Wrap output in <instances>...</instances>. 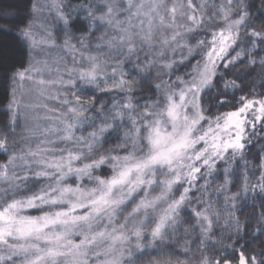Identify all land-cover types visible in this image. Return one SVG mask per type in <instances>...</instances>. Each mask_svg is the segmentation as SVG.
Masks as SVG:
<instances>
[{
    "label": "clouds",
    "instance_id": "9594fccd",
    "mask_svg": "<svg viewBox=\"0 0 264 264\" xmlns=\"http://www.w3.org/2000/svg\"><path fill=\"white\" fill-rule=\"evenodd\" d=\"M0 213V264H264V0H0Z\"/></svg>",
    "mask_w": 264,
    "mask_h": 264
},
{
    "label": "snow or ice",
    "instance_id": "6c2138e0",
    "mask_svg": "<svg viewBox=\"0 0 264 264\" xmlns=\"http://www.w3.org/2000/svg\"><path fill=\"white\" fill-rule=\"evenodd\" d=\"M225 39H227V38H225ZM6 218H8V217H5L3 213H0V219H6ZM33 227H36L37 230H39V226H37L34 221L29 222V224L25 225V228H27V230H29V231ZM240 264H245V259H244L243 255L240 256Z\"/></svg>",
    "mask_w": 264,
    "mask_h": 264
}]
</instances>
